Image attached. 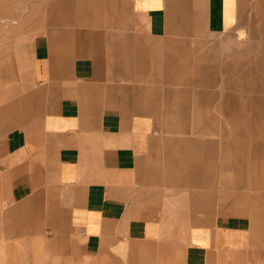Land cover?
I'll use <instances>...</instances> for the list:
<instances>
[{"label": "crops", "instance_id": "0c3cea01", "mask_svg": "<svg viewBox=\"0 0 264 264\" xmlns=\"http://www.w3.org/2000/svg\"><path fill=\"white\" fill-rule=\"evenodd\" d=\"M119 1L125 13L144 19L146 37L124 35L110 41L96 32L97 37L90 41L89 33L78 30L77 0H70L66 28L45 23L43 27L39 20L38 29L44 30L23 44L29 75L22 81L15 73L0 75L3 85L5 79L13 82L0 87L4 197L25 199L54 180L55 188L64 194L52 203L65 206L69 225L85 237L88 250L97 254H125L133 243L156 239L163 231L149 203L158 142L153 132L155 117L142 111V85L123 81L143 76L141 70L134 72L127 65L134 60L132 47L165 40L185 51L187 38L167 36L177 14L184 19L186 14H199L208 34L235 32L242 27L241 14L253 6V0ZM126 18L117 22L124 34L132 28ZM138 53L149 55L141 48ZM236 70L243 80L233 81L230 88L240 94H220L219 111L227 112L231 127L227 134L234 137L223 143L234 147L237 155L247 156L251 151L248 140L264 135V56ZM202 81L215 85L216 80L208 77ZM212 119L214 127L218 118ZM261 149V143H256L252 151ZM245 162L235 163L233 168L244 169ZM210 173L206 165L204 174L192 175L191 181L208 185ZM243 182L236 175V183ZM252 216L233 215L230 210L199 214L181 246L183 263L208 264L213 258L216 264L222 259L217 250L232 254L244 247L247 263L264 264V213L262 220Z\"/></svg>", "mask_w": 264, "mask_h": 264}, {"label": "rangeland", "instance_id": "374dc122", "mask_svg": "<svg viewBox=\"0 0 264 264\" xmlns=\"http://www.w3.org/2000/svg\"><path fill=\"white\" fill-rule=\"evenodd\" d=\"M69 1L0 0L1 76L15 73L21 80L29 75L23 44L44 30L38 29L39 20L43 27L45 23L66 28ZM77 5L78 30L89 33L90 41L97 37L96 32L110 41L124 35L147 36L144 19L125 13L119 0H77ZM176 16L178 20L167 36L187 38L185 51L165 40L133 46L134 60L127 65L134 72L141 70L143 76L122 78L126 85H142V111L153 113L156 121L153 132L158 142L149 203L162 224L161 235L133 243L125 254L90 252L85 237L69 225L65 206L52 203L64 194L55 188L54 180L32 196L10 201L4 197L0 169V264H184L181 246L199 214L218 215L230 210L233 215H255L262 220L264 135L248 140L251 151L247 156L237 155L234 147L223 143L234 137L227 134L231 128L227 112L219 107L222 92L240 94L230 88L233 81L242 79L236 69L249 67L264 56V0H253V6L241 14L242 27L235 32L208 34L199 14H186L185 19L182 14ZM125 17L132 28L124 34L117 22ZM139 48L149 55H140ZM200 57L205 59L197 60ZM201 66L209 68L201 70ZM208 77L215 78V85L202 81ZM4 81L0 87L13 83L11 78ZM215 116L218 119L213 127L210 123ZM256 143L262 145L258 153L252 151ZM245 160L247 167L233 168ZM206 165L212 182L195 185L191 176H202ZM236 175L244 182L236 183ZM217 253L222 259L216 264H252L246 262L244 247L232 254L229 250ZM212 261L208 264H214Z\"/></svg>", "mask_w": 264, "mask_h": 264}]
</instances>
